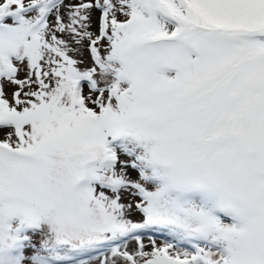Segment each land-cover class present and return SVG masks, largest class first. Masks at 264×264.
I'll return each instance as SVG.
<instances>
[{
  "label": "snow or ice",
  "instance_id": "obj_1",
  "mask_svg": "<svg viewBox=\"0 0 264 264\" xmlns=\"http://www.w3.org/2000/svg\"><path fill=\"white\" fill-rule=\"evenodd\" d=\"M0 264H264V0H0Z\"/></svg>",
  "mask_w": 264,
  "mask_h": 264
}]
</instances>
